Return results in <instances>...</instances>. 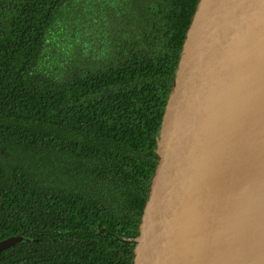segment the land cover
<instances>
[{
	"label": "trees",
	"instance_id": "trees-1",
	"mask_svg": "<svg viewBox=\"0 0 264 264\" xmlns=\"http://www.w3.org/2000/svg\"><path fill=\"white\" fill-rule=\"evenodd\" d=\"M198 2L0 0V264H126Z\"/></svg>",
	"mask_w": 264,
	"mask_h": 264
},
{
	"label": "water",
	"instance_id": "water-1",
	"mask_svg": "<svg viewBox=\"0 0 264 264\" xmlns=\"http://www.w3.org/2000/svg\"><path fill=\"white\" fill-rule=\"evenodd\" d=\"M156 159L126 264H264V0H199Z\"/></svg>",
	"mask_w": 264,
	"mask_h": 264
},
{
	"label": "rangeland",
	"instance_id": "rangeland-1",
	"mask_svg": "<svg viewBox=\"0 0 264 264\" xmlns=\"http://www.w3.org/2000/svg\"><path fill=\"white\" fill-rule=\"evenodd\" d=\"M90 3V2H89ZM88 2H87V4H89ZM96 8V6L94 5V6H92V9H95ZM81 20H82V22H84L85 23V21L81 18ZM81 29H82V31L85 29H83L82 27H80ZM96 29H88V32H89V34L91 35L92 34V31L94 32ZM77 32H79V29L77 30ZM77 32H74V34H77ZM95 35V34H94ZM77 38V44H81L83 41H85V40H87V38H85V37H83V38H81V37H76ZM87 43V42H86Z\"/></svg>",
	"mask_w": 264,
	"mask_h": 264
}]
</instances>
